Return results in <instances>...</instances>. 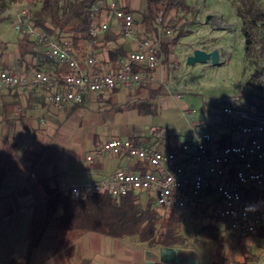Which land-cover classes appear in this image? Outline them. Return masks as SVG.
<instances>
[{"label":"crops","instance_id":"0c3cea01","mask_svg":"<svg viewBox=\"0 0 264 264\" xmlns=\"http://www.w3.org/2000/svg\"><path fill=\"white\" fill-rule=\"evenodd\" d=\"M110 1H115L119 8L126 7L131 11L135 21L134 33L132 37L124 38L121 21L109 7L100 9L96 22L98 25L107 24L108 29L99 34L95 45L81 40L75 47L82 70L86 73L119 69L127 62L128 54L137 51L141 40L150 35L139 13L146 7V0ZM163 30L158 32L161 41L167 36ZM67 37L65 35L61 39L69 40ZM19 40L14 52L1 54L0 65L19 72L33 71L38 67L63 81L69 71L67 66L43 64L37 53L32 51L22 56ZM111 51L119 56L114 55L115 58L111 59ZM90 57L94 58L93 67L88 64ZM160 60L159 67L153 71L154 80L149 85L88 94L85 107L91 110L67 108L60 111L48 104L43 91H19L0 86V264H158L153 261L155 254L147 242L123 241L126 237L114 238L63 228L58 220L63 214V207L53 201L65 186L100 181L119 169L133 170L136 167L135 162L127 157L108 156L100 161H87L89 153L112 138H127L160 148L159 143L152 142L142 132V128L132 132L128 131L129 128H112L106 132L96 128V125L90 128L88 123H95L89 119L99 118L101 113L106 112L104 108H97L99 98L107 100L115 95L125 103L128 94H131L129 99L146 98L149 88L161 87L158 102L166 93L167 67H174L172 58L164 62V57L160 56ZM141 90L145 93L137 95ZM239 106L254 113L264 111L261 98L244 100ZM127 112L134 118L155 116L140 115L137 111ZM73 117L86 119L88 123L86 131L81 130L79 134L85 139L79 143L60 138V135L76 133L73 125H83L82 121L70 122ZM68 122L73 128L68 126ZM236 125L237 120L227 117L207 131L212 133L216 145L225 146L244 138ZM201 132L195 130L193 137ZM147 197L149 201L151 197ZM245 197L261 204L264 210V189L247 190ZM220 229L222 234L216 241L219 244L217 248L221 249L212 255L216 258L212 264H256L260 261V255L254 253L255 249L262 247L254 240L255 236L260 235L234 232L225 225H220ZM205 242L196 243L202 245Z\"/></svg>","mask_w":264,"mask_h":264},{"label":"built area","instance_id":"2783aa9c","mask_svg":"<svg viewBox=\"0 0 264 264\" xmlns=\"http://www.w3.org/2000/svg\"><path fill=\"white\" fill-rule=\"evenodd\" d=\"M108 6L121 21L122 36L132 37L133 14L120 9L115 1H109ZM27 15L28 10L22 9L15 28L20 34L33 37L45 56L67 66L69 71L59 81L45 71L4 69L0 71L1 87L43 91L48 104L61 111L82 103L90 93L135 89L153 82V71L161 63L159 39L143 38L139 49L131 52L117 70L86 73L72 41H59L34 27ZM107 29V24H93L92 43ZM88 64L93 67V57ZM223 112L229 119L237 120L236 129L244 136L240 141L219 146L210 131H202L171 150H161L127 138H112L89 153L87 161L127 157L140 169H119L100 181L65 186L60 194L74 199L94 194L120 199L130 193H142L154 200L162 214L184 212L205 225H225L234 232L256 233L264 225V210L261 204L247 200L245 192L264 189V111L254 113L233 104L226 105Z\"/></svg>","mask_w":264,"mask_h":264},{"label":"rangeland","instance_id":"374dc122","mask_svg":"<svg viewBox=\"0 0 264 264\" xmlns=\"http://www.w3.org/2000/svg\"><path fill=\"white\" fill-rule=\"evenodd\" d=\"M187 3L198 13L195 15V11L189 14L180 10L171 15L174 26L169 27L171 33H166V39L177 36L179 30H175L176 26L185 25L186 29L179 41L171 44L169 58L173 59L174 67H167L169 76L165 79L166 93L158 100L159 113L148 118H134L127 111L118 109L124 100L119 101L112 95L107 98H110L108 101L97 99V108H104L106 112L95 118L100 123L89 119L95 122H88L90 128L96 125V128H102L106 132L112 128H129V132L142 128V132L150 137L152 142L159 143V149L168 150L173 145L192 140L195 130L207 131L219 122H224L227 119L223 112L226 105L258 98L264 101L263 89L254 84L255 67L250 66L246 58L242 21L236 13L235 0H187ZM31 6L30 2L20 0L4 12V17L0 20V57L2 53L16 50V44L21 37L15 28L18 14L22 9ZM197 49L207 52L217 50L220 55L219 62L214 64L209 60L189 64L188 56ZM2 69L6 68L0 65V70ZM144 93L145 91L141 90L137 95ZM129 96L125 97L126 101L134 100L129 99ZM83 108L86 107L79 109ZM85 110L91 109L87 107ZM81 121L83 125H73L76 133L60 135V138L78 143L84 141L85 138L79 134L81 130L85 132L88 127L86 119H70V122L74 123ZM68 126L73 128L70 123ZM141 198L145 205L148 197L142 195ZM173 212L181 216L178 231L186 238V242L172 247L150 246L155 254L153 261L158 264H212L216 259L212 255L220 252L221 248H217L219 244L216 240H207L197 235V231L205 224L192 220L184 212ZM257 235H260L259 231ZM196 239L206 242L199 245ZM254 240L262 245L254 250L255 254L260 255V261L256 264H264V237L255 236ZM123 241L140 240L137 237H126Z\"/></svg>","mask_w":264,"mask_h":264},{"label":"trees","instance_id":"16d2710c","mask_svg":"<svg viewBox=\"0 0 264 264\" xmlns=\"http://www.w3.org/2000/svg\"><path fill=\"white\" fill-rule=\"evenodd\" d=\"M16 1L20 0H0V20L3 19L4 12ZM23 1L30 2L32 5L27 9L26 19L34 27L49 32L59 41H62L61 37L66 35L77 47L81 40L96 44L92 43L90 30L93 24L98 25L96 22L98 11L109 7L110 0H104V4H100V0ZM235 2L236 13L242 21L246 58L249 65L255 67L254 84L263 88L264 64L260 62H264V0H235ZM120 9L131 12L126 7ZM180 10L189 14L194 11L195 15L198 13L187 3V0H146V7L139 13L145 30L150 34L149 39L157 40L159 30L164 29L165 33L167 30L171 31L169 27L174 26L171 15L174 11L179 12ZM177 29L179 32L173 39H163L162 41L159 39L161 42L159 56L164 57V62H169L171 44L179 41L185 33L186 26H176L175 30ZM19 45L22 56L32 51L37 53L43 64L63 66L58 61L45 56L40 44L29 35L21 34ZM114 52L110 53L111 59L115 58ZM120 56L123 57V55ZM36 70L44 71L38 67ZM25 72L27 71L25 70ZM47 73L52 76L50 72ZM148 94L149 96L146 98L128 100L118 109L137 111L140 115H157L159 113L157 98L162 94V88H149ZM86 98L87 95L82 103L76 104L71 109L77 110L85 106ZM234 105L239 106L240 103H234ZM139 169L140 167L136 166L133 171ZM141 197L142 193H130L120 199L105 194H94L74 199L59 194L53 203L62 205L63 214L58 220L60 225L68 230H76L80 233L95 232L114 238L137 237L140 241L147 242L151 246L172 247L185 244L186 238L178 231L181 216L176 215L173 211L166 215L160 213L152 198L143 205ZM258 231L260 236L264 237V225ZM221 234L222 230L217 225H204L197 231L198 236L207 240H216ZM196 242L201 243L202 241L197 239Z\"/></svg>","mask_w":264,"mask_h":264},{"label":"water","instance_id":"95a60500","mask_svg":"<svg viewBox=\"0 0 264 264\" xmlns=\"http://www.w3.org/2000/svg\"><path fill=\"white\" fill-rule=\"evenodd\" d=\"M219 58L220 55L217 50L212 52H207L202 49H197L188 56V63L195 64L196 62H207L210 60L214 64H217L219 62Z\"/></svg>","mask_w":264,"mask_h":264}]
</instances>
